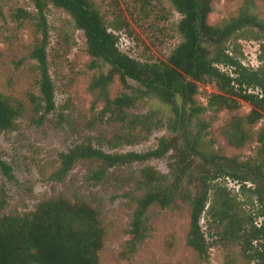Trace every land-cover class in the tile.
<instances>
[{
	"label": "trees",
	"instance_id": "1",
	"mask_svg": "<svg viewBox=\"0 0 264 264\" xmlns=\"http://www.w3.org/2000/svg\"><path fill=\"white\" fill-rule=\"evenodd\" d=\"M34 1L42 38L36 42L31 58L38 61L41 95L31 94L30 100L34 111L41 115L40 122L56 109L55 84L48 62L50 38L46 16L52 4L66 11L77 29L84 32L92 67L99 60L111 66L108 73L94 76L89 86L95 95L94 109L97 104H104L99 112L100 120L108 117L110 121L125 124L129 129L128 139L138 140L142 131L150 135L149 117L131 110L138 109L140 101L147 97H155L172 107L175 122L171 120L170 126L174 130L179 120L187 126L198 113L218 114L227 110L232 117L221 130L227 143L236 149L252 142L257 144L254 154L244 160L216 156L204 149L201 131L192 136L184 125L173 138H161L155 149L144 153H108L90 139L60 154V167L51 179L63 182L79 161L90 160L99 165L97 170L89 172L88 179L99 184L113 168L164 158L171 153L169 174L151 166L140 171L136 190L141 195L135 201L127 229L130 238L121 256L130 258L150 236L151 207L173 209L182 203L190 208L187 244L201 260L210 257L213 243L207 239L210 229V236L220 243L238 246L247 260L264 264V126L255 130L264 118V19L246 5L237 16L213 25L209 17L215 0H171L181 15L177 29L183 41L167 61L142 62L119 48L122 33L117 34V29L124 27L129 31V24L122 22L110 28L93 0ZM19 14L30 17L24 10ZM247 33L261 41L258 56L261 64L257 68L246 66L241 59L239 41L249 38ZM116 77L124 87L129 79L137 82L143 91L112 97L110 86ZM212 84L218 92L208 96L206 106H197L200 87ZM241 101L252 107L246 116L235 113L241 108ZM25 113L22 100L0 93V131L13 129ZM122 140L119 137L116 145H121ZM0 173L7 182L15 178L13 168L1 155ZM227 178L237 181L239 189L229 190L222 183ZM1 196L0 207L5 208V190ZM255 205L258 207L255 212L248 209ZM202 218L207 220L206 230L202 228ZM105 239L106 229L96 207L67 198L46 199L32 211L0 215V264H100Z\"/></svg>",
	"mask_w": 264,
	"mask_h": 264
},
{
	"label": "rangeland",
	"instance_id": "2",
	"mask_svg": "<svg viewBox=\"0 0 264 264\" xmlns=\"http://www.w3.org/2000/svg\"><path fill=\"white\" fill-rule=\"evenodd\" d=\"M100 8L110 28L129 24L117 29L119 48L142 62L167 61L174 49L183 41L177 26L181 15L173 8L171 0H93ZM248 5L261 19H264V0H215L209 22L217 25L237 16L241 8ZM20 10L30 14H19ZM49 25L48 62L49 71L55 84L56 109L42 122L40 114L34 111L30 95L40 96L38 61L31 58L36 42L42 38L37 27V9L34 0H3L0 2V93L22 100L26 113L20 117L11 130L0 131V155L13 168L14 180H7L0 173V200L2 190L6 191L5 208L0 207V215L23 214L32 211L38 203L46 199L67 198L70 201H85L98 209L106 229V239L100 255V264H255L247 260L240 248L224 245L210 236L212 243L209 260L203 261L187 244L190 230V208L179 204L178 208L163 209L151 207L150 236L139 250L128 259L121 256L130 236L127 233L136 198L141 195L136 190L137 180L143 167L151 166L169 174L171 153L164 158L152 159L144 163H134L110 170L103 183L89 180V172L98 169V162L79 161L70 175L57 182L51 176L60 167V154L68 152L84 141L108 153L139 152L155 149L161 138H173L175 132L186 124L179 120L177 130L170 126L175 122L172 107L155 97L140 101L136 114L149 117L151 134L142 131L139 139L128 141V127L120 121H102L99 112L104 104L94 109L95 95L89 86L94 76L108 73L111 66L103 60L92 67V58L87 52L84 32L77 29L73 18L63 9L50 4L47 10ZM130 32L132 34H130ZM249 38L239 41L246 66H260L261 41ZM222 70L228 69L220 66ZM124 87L116 77L111 84V95L139 94L143 91L137 82L128 80ZM218 92L216 85H202L196 96L197 106H206L208 96ZM258 93L259 90L251 91ZM182 105V101H179ZM250 104L241 101V108L235 112L248 115ZM232 117L225 110L218 114L198 113L187 124L191 135L201 131L204 149L222 157H237L244 160L254 154L256 142L242 149L231 147L221 130ZM172 124L174 125V123ZM264 126V118L255 127ZM138 130L139 127L137 128ZM180 130V129H179ZM122 137L121 145H116ZM128 139V140H127ZM116 145V146H115ZM224 183L229 190H238L240 184L230 178ZM249 184L248 186H250ZM257 206L248 208L255 212ZM260 224V220L258 221ZM201 225L207 228L206 218ZM213 233V232H212Z\"/></svg>",
	"mask_w": 264,
	"mask_h": 264
},
{
	"label": "built area",
	"instance_id": "3",
	"mask_svg": "<svg viewBox=\"0 0 264 264\" xmlns=\"http://www.w3.org/2000/svg\"><path fill=\"white\" fill-rule=\"evenodd\" d=\"M125 53V52H124Z\"/></svg>",
	"mask_w": 264,
	"mask_h": 264
}]
</instances>
